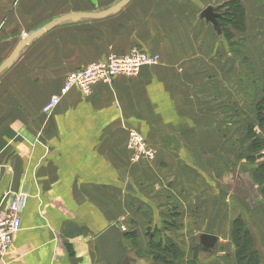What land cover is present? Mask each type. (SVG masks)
<instances>
[{"label":"crops","instance_id":"0c3cea01","mask_svg":"<svg viewBox=\"0 0 264 264\" xmlns=\"http://www.w3.org/2000/svg\"><path fill=\"white\" fill-rule=\"evenodd\" d=\"M117 1L0 0V66L32 31ZM238 1L243 27L220 34L202 12L230 0H131L103 20L60 24L22 50L0 77V210L13 195L25 194L26 204L22 230L0 264H107L96 237L112 224L121 225L123 241L157 225L167 234L198 230L200 243L201 235L216 236V248L229 239V223L204 218L224 182L211 178L206 160L223 150L238 155L230 118H257L264 99V0ZM133 47L159 63L98 84L89 97L72 89L49 115L42 112L69 73ZM248 61L260 85L256 99L247 98L242 78L253 76ZM249 124L264 137L258 120ZM135 130L155 160L131 162L128 132ZM245 163L264 190L253 177L263 163Z\"/></svg>","mask_w":264,"mask_h":264},{"label":"rangeland","instance_id":"374dc122","mask_svg":"<svg viewBox=\"0 0 264 264\" xmlns=\"http://www.w3.org/2000/svg\"><path fill=\"white\" fill-rule=\"evenodd\" d=\"M227 31L228 30H226L225 33ZM227 34V36L225 35L226 38L230 36L229 31ZM246 65L249 67L250 75L253 74L252 78L249 76H242L245 80L244 87L248 92L247 98H249L250 95V98L252 97V99H256L259 94L258 89L260 85L258 84V79L255 77L253 63L248 61ZM246 72L247 70L242 75H245ZM260 108L261 101L258 102L256 106L257 118L255 119L252 117L251 120H247L251 117L246 116L243 118L242 115L238 114V112L234 114V118H230L232 124L236 123L238 126V155L234 156L231 154V150H223L221 155L219 153L211 152L212 159L207 158L206 165L208 166L207 170L209 171L211 178L216 180L215 182H217V184L218 179H221V181L224 182L220 183L218 188H214L215 194L212 193L210 199L211 211L209 215L204 216V218L208 219L210 216V224L214 225L219 222H221L223 226L225 223L227 225L229 223L230 228L232 222L238 221V219L245 220V224L247 225L249 231L254 235L253 243L255 247L260 250L261 256L263 257L262 262L264 264V190L263 188L255 186L254 180L250 175L249 165H246L245 163V161H248L241 157V155L246 152V148L248 146L247 134L250 128L249 123L258 120ZM225 121L226 123L228 122L227 120ZM258 123L262 129L259 120ZM263 154L264 150L260 153V155ZM156 157L157 152L156 156L152 160H155ZM148 161L150 160H141L137 162L140 163ZM131 162L133 164L136 163L133 161L132 157ZM255 162H264V157L257 158ZM222 184H224V186H222ZM150 217L151 216L149 214L148 219H151ZM149 221L152 222V220ZM169 221L172 225L173 221ZM230 228L227 232L229 239L225 238L224 241L222 240V242L218 244L217 248L215 247L210 251H206L200 243L198 230L194 233H189L182 232V228L171 227L170 230L173 233L167 234V230H164V227H159L157 225L153 228V230L149 229L146 234L144 232L145 230H142V234L139 232L138 235L136 233H129V236L126 237L127 239H124L123 241V245L126 246V250L129 254V260L126 264H163L162 261L164 258L170 259L172 256L163 255L160 249H163L164 246H168L171 243L175 245L180 253H183V264H210L212 260H214V264H219L220 262H222V264H235L237 263V249L231 240ZM223 237L225 236L223 235ZM181 239L183 241L185 240L187 244H180V241H182ZM231 252H234V254ZM230 253L232 255L228 256Z\"/></svg>","mask_w":264,"mask_h":264},{"label":"built area","instance_id":"2783aa9c","mask_svg":"<svg viewBox=\"0 0 264 264\" xmlns=\"http://www.w3.org/2000/svg\"><path fill=\"white\" fill-rule=\"evenodd\" d=\"M159 60L158 56L133 47L126 55H110L102 61L77 69L66 76L60 93L50 98L42 112L49 115L72 89H78L83 96L89 97L96 85L112 83L119 76L138 77L144 67L155 66ZM128 139V150L134 162L154 159V147L138 131H129ZM9 200L7 206L0 210V263L14 243L15 236L22 230L21 213L26 204V195H13Z\"/></svg>","mask_w":264,"mask_h":264},{"label":"water","instance_id":"95a60500","mask_svg":"<svg viewBox=\"0 0 264 264\" xmlns=\"http://www.w3.org/2000/svg\"><path fill=\"white\" fill-rule=\"evenodd\" d=\"M131 3V0H118L116 4L111 6L102 12L97 13H78L74 15L60 17L46 24L43 28L32 31L27 37L21 39L18 42L17 47L14 51L7 57L5 62L0 66V77L5 74V71L10 69L19 59V55L22 50L32 44L37 38L42 37L46 32L51 31L52 29L60 26V24L70 22H79V21H89V20H103L112 15H116L120 10L126 7ZM221 14L216 12L214 8L208 7L202 12L201 18H204L206 22L213 24L216 32L221 33ZM3 171V170H2ZM1 171V172H2ZM128 193L135 194L131 184H128L127 190ZM126 233L121 231V225L112 224L110 228L102 232L96 237V245L98 251L107 264H126L129 260V254L127 253L126 248L122 246L123 238H125ZM217 243V237L213 235H201V244L206 251H210L215 247Z\"/></svg>","mask_w":264,"mask_h":264},{"label":"trees","instance_id":"16d2710c","mask_svg":"<svg viewBox=\"0 0 264 264\" xmlns=\"http://www.w3.org/2000/svg\"><path fill=\"white\" fill-rule=\"evenodd\" d=\"M216 12L222 16L219 19L222 28L224 26H233L237 29H241L243 27L245 10L238 0H230V2L226 3L224 6L217 7ZM259 113L258 120L260 121L262 130L264 131V99L261 102ZM254 127L255 126L250 125L247 134L248 146L246 148V152L241 155V157L245 158L249 163H254L257 158L264 157V154L260 155V153H262L264 150V137L262 138L257 135L253 131ZM262 163L263 164L261 167H258V170L253 174V177H255V180L259 185L264 184V162ZM230 237L237 249L236 262L238 264H263L261 252L255 247L253 243L254 235L249 231L247 225L245 224V220L238 219V221L232 222L230 228ZM163 249H160L163 255L172 256L170 259L164 258L162 261L163 264H183V253H180L174 244L171 243L168 246H164Z\"/></svg>","mask_w":264,"mask_h":264}]
</instances>
